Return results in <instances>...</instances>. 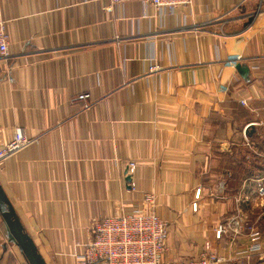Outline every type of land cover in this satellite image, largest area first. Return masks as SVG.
Listing matches in <instances>:
<instances>
[{"label": "crops", "instance_id": "crops-1", "mask_svg": "<svg viewBox=\"0 0 264 264\" xmlns=\"http://www.w3.org/2000/svg\"><path fill=\"white\" fill-rule=\"evenodd\" d=\"M0 3V146L18 127L32 139L0 183L48 264H88L93 224L146 192L169 225L166 261L209 244L216 264H264L242 253L264 227V0H193L165 18L140 0ZM0 264H28L1 215Z\"/></svg>", "mask_w": 264, "mask_h": 264}, {"label": "built area", "instance_id": "built-area-1", "mask_svg": "<svg viewBox=\"0 0 264 264\" xmlns=\"http://www.w3.org/2000/svg\"><path fill=\"white\" fill-rule=\"evenodd\" d=\"M113 3H124L130 0H111ZM145 5L154 6L160 17L175 12L181 5H190L193 0H140ZM10 34L7 28V20L3 14L0 3V56L9 55ZM153 66L151 69H155ZM91 94L83 92L76 96V100L84 102L89 107ZM246 104V100H241ZM32 139L20 127L16 128L13 138L0 146V163L8 156L21 148L31 144ZM137 163L130 162L128 171L132 175ZM259 194L264 197V185L259 188ZM201 188L195 192V200L192 203L194 211L199 209ZM157 196L154 192H146L140 206L131 212L119 211L104 216L97 220L91 228V239L85 244L84 252L79 258L88 264H216L217 261L209 253L210 246L207 244L199 256L192 259L166 261L167 238L169 225L156 212ZM239 222L234 224L219 225L216 237L222 238L229 230L239 233ZM251 240L242 253L247 256L256 252H263L262 239L264 227L250 229Z\"/></svg>", "mask_w": 264, "mask_h": 264}, {"label": "water", "instance_id": "water-1", "mask_svg": "<svg viewBox=\"0 0 264 264\" xmlns=\"http://www.w3.org/2000/svg\"><path fill=\"white\" fill-rule=\"evenodd\" d=\"M237 71L244 80H251V68L247 63L239 62ZM255 127L250 125L246 129L247 135L252 136ZM128 183L132 182V175L127 176ZM0 215L3 218L6 234L9 242L15 244L20 249L28 264H48L39 251L33 237L27 232L20 216L18 215L7 192L0 183Z\"/></svg>", "mask_w": 264, "mask_h": 264}, {"label": "rangeland", "instance_id": "rangeland-1", "mask_svg": "<svg viewBox=\"0 0 264 264\" xmlns=\"http://www.w3.org/2000/svg\"><path fill=\"white\" fill-rule=\"evenodd\" d=\"M264 218V217H263ZM262 222H264V221H262Z\"/></svg>", "mask_w": 264, "mask_h": 264}]
</instances>
